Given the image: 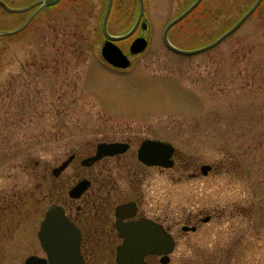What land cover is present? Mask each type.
I'll list each match as a JSON object with an SVG mask.
<instances>
[{
  "label": "rangeland",
  "instance_id": "obj_1",
  "mask_svg": "<svg viewBox=\"0 0 264 264\" xmlns=\"http://www.w3.org/2000/svg\"><path fill=\"white\" fill-rule=\"evenodd\" d=\"M193 1L145 0L148 27L119 43L134 60L125 70L101 55L108 0H62L18 32L35 8L0 5V209L16 206L0 229V264L45 255L41 221L78 180L73 167L59 177L53 169L75 151L91 154L121 137L133 139L135 154L141 137L179 150L182 166L166 175L150 167L143 186L142 207L176 232L169 264H264V0L215 47L182 54L163 31ZM254 2L203 0L170 38L185 49L210 43ZM139 9V0H113L108 32H127ZM138 34L149 43L131 55ZM202 163L213 171L191 177ZM199 214L212 219L182 234L180 224H195ZM113 258L101 255L100 264Z\"/></svg>",
  "mask_w": 264,
  "mask_h": 264
},
{
  "label": "flooded vegetation",
  "instance_id": "obj_2",
  "mask_svg": "<svg viewBox=\"0 0 264 264\" xmlns=\"http://www.w3.org/2000/svg\"><path fill=\"white\" fill-rule=\"evenodd\" d=\"M1 1L6 3V6L1 4L4 10L16 13L23 12L29 10L31 7H34L35 9L32 12V19H34L43 9L48 6L57 5L62 0H57L50 4H44V1L36 0L32 3V5L20 8L12 7L8 3V0ZM202 2L198 5V7L202 4ZM143 18L136 31L139 28H142L143 21H146ZM22 25L23 24L19 27H22ZM139 35L141 34L135 35L132 40ZM118 43L120 42L118 41ZM133 62L134 60L131 58L130 66L126 68L113 67L115 69L125 70L131 67ZM147 138L168 141L166 139L156 137H141V139L137 142L138 147L135 154L133 152L135 142L131 137L103 140L105 142H121L125 146V149L112 155H103L98 160L92 159V156H94L97 152V146L95 152L83 156L75 151L69 155L67 159H70V161L66 168H64L60 173L55 174L53 169L54 176L59 177L62 172L66 171L70 167H73V172H75V176L78 179L68 190V201H65L63 204L57 203L54 205L63 206L65 214L79 228L80 251L87 264H100V256L111 253H114V258L107 261L106 264L116 262L118 247L124 241V237L120 234V230L117 226V222L119 220L122 222H131L142 218L152 219L156 223L162 225L173 236L176 242V232L174 231L173 225L171 223H167L166 220L161 218L159 215H149L142 207V204L145 198L143 186L149 174L148 169L150 167H156L161 174L166 175L169 170L177 168L178 165L181 167L182 165L180 166L179 163L180 156L178 155L179 150L175 147L171 156V166L149 165L139 159V148L142 142ZM134 157L137 158L138 161H136ZM205 164L209 163H202L197 171L191 172L190 176H208L213 171L214 166L211 164L208 171L204 173L203 165ZM80 181L88 182V186L78 196H72L70 194L71 188H73ZM69 200H71V202H69ZM74 201H79V203L74 204ZM120 205H127V207L119 212L118 207ZM15 207L12 206V208L5 207L0 209V229L4 228L2 230L5 231L4 224L6 225V215L9 213L14 215V212L16 211L11 209H15ZM211 219L212 216L210 214H207L204 217L199 214L195 220V224L193 225L187 223L180 224L178 221H176L174 225L180 224L181 231H183L181 233L186 234L190 231H197L201 222H208ZM44 256H46V253ZM146 260L149 263L166 264L162 262L161 254H148L146 256Z\"/></svg>",
  "mask_w": 264,
  "mask_h": 264
},
{
  "label": "water",
  "instance_id": "obj_3",
  "mask_svg": "<svg viewBox=\"0 0 264 264\" xmlns=\"http://www.w3.org/2000/svg\"><path fill=\"white\" fill-rule=\"evenodd\" d=\"M44 4H50L57 0H42ZM140 1V12L134 26L126 33L113 35L108 32L107 19L112 7L113 0H109L106 14L103 20V29L106 40L102 46L101 53L106 61L118 67H128L131 64L129 56L116 43L118 40L125 39L134 33L145 12V1ZM263 0H256L254 4L241 16V18L213 42L195 49H184L174 45L169 39L170 28L187 16L194 8L198 6L201 0H195L183 12L173 18L165 27L163 39L168 47L176 52L183 54H195L208 50L227 36L238 29L244 21L258 8ZM0 3L6 4L0 0ZM142 27L147 28V23L143 22ZM148 40L145 36H138L130 45V52L137 54L146 49ZM125 146L121 142H100L97 146V152L92 156L93 160H98L103 155H112L123 151ZM175 150L172 143L147 138L139 148V159L149 165L171 166V156ZM70 159L54 168V173H60L68 165ZM211 167L209 164L203 165V171L206 173ZM88 182L80 181L70 190L72 196H78L86 187ZM129 206V205H128ZM127 205H120L118 211L125 209ZM117 226L120 234L124 237L123 243L118 247L117 259L109 264H155L146 260L148 254H161L162 262L170 261V253L174 250L176 242L173 236L160 224L152 219L142 218L131 222H122L119 220ZM194 229V228H193ZM41 244L47 253V256L30 255L26 258L25 264H87L80 251V230L74 222L65 214V209L61 205L51 206L41 223L38 232Z\"/></svg>",
  "mask_w": 264,
  "mask_h": 264
}]
</instances>
